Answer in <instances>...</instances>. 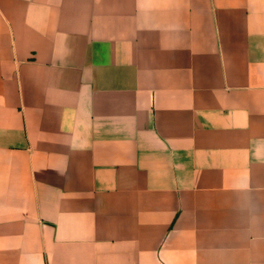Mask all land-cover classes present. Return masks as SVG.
Returning <instances> with one entry per match:
<instances>
[{"label":"crops","instance_id":"1","mask_svg":"<svg viewBox=\"0 0 264 264\" xmlns=\"http://www.w3.org/2000/svg\"><path fill=\"white\" fill-rule=\"evenodd\" d=\"M0 264H264V0H0Z\"/></svg>","mask_w":264,"mask_h":264}]
</instances>
